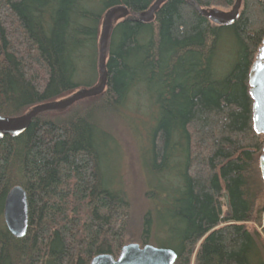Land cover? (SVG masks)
Wrapping results in <instances>:
<instances>
[{"label":"trees","instance_id":"1","mask_svg":"<svg viewBox=\"0 0 264 264\" xmlns=\"http://www.w3.org/2000/svg\"><path fill=\"white\" fill-rule=\"evenodd\" d=\"M153 1L0 0V115L10 117L93 86L102 16L118 5L129 11L111 29L101 95L38 115L21 135L0 138V264H89L156 235L163 244L157 247L176 253L174 264H264V242L246 227L264 212V136L253 129L248 92L264 0H241L226 26L201 16L189 0H166L152 22H139L134 14ZM192 1L222 9L234 2ZM225 40L234 53L230 66L221 53ZM87 72L94 80L83 83ZM144 87L157 108V123L143 136L144 167L169 184L145 190L160 213L145 214L138 239L130 240L131 199L107 179L114 139L100 123ZM14 186L28 201L21 238L3 221Z\"/></svg>","mask_w":264,"mask_h":264},{"label":"water","instance_id":"2","mask_svg":"<svg viewBox=\"0 0 264 264\" xmlns=\"http://www.w3.org/2000/svg\"><path fill=\"white\" fill-rule=\"evenodd\" d=\"M166 0H154L147 9L135 13L139 22L150 23L155 13ZM195 10L216 26L232 24L239 15L241 0H234L228 10L219 7H200L192 0ZM129 15L128 9L118 5L108 9L102 16L97 42L96 72L97 81L93 86L82 87L69 95L57 100L39 103L29 107L19 116L0 115V138L8 135L16 137L26 131L34 117L48 112H62L75 102L101 95L107 83L106 59L109 38L113 25ZM248 92L252 100V126L257 134L264 135V35L254 56L248 73ZM259 172L264 183V145L259 156ZM225 205L228 196L223 195ZM3 221L9 233L21 238L28 227V201L25 190L21 186L12 187L6 194L3 204ZM176 253L169 248L151 244L139 245L135 242L126 243L118 255H95L89 264H174Z\"/></svg>","mask_w":264,"mask_h":264},{"label":"rangeland","instance_id":"3","mask_svg":"<svg viewBox=\"0 0 264 264\" xmlns=\"http://www.w3.org/2000/svg\"><path fill=\"white\" fill-rule=\"evenodd\" d=\"M229 8L224 9L228 10ZM221 53L224 56V63L228 58L230 66L234 61V53L229 42L226 40L222 43ZM229 66L225 68L224 72H222V68L219 73L224 74ZM81 79L83 80V83H90L94 80V77L91 72H87L81 75ZM142 91H145V93ZM147 92L148 89L144 87L138 95L139 97L134 95L133 98H131L130 95L126 101V107L119 109L120 113H117V117L108 115L106 121L100 123L105 128H107L108 125L111 127L114 139L112 145H109V148H111L112 151L106 161L108 166L107 179L109 181L114 178L117 186H122L125 190H128L131 199L130 240L138 239L145 214H150V216L153 217L154 213H160V208L157 207V205L154 206L155 203H150V205L147 203L146 197H148V195L145 190L150 188L156 189L159 192L163 186L169 184V181L165 182L163 178H161V175H158L155 178L151 177L149 172H147L146 167H144L147 163L146 158L148 156V151L145 149H148L149 144L147 143L146 138L143 139V136H145V134L148 133L157 123L155 116L157 108L155 105H151V102L154 101V96L150 102L147 97ZM113 161L118 163L117 170L115 169L116 165ZM114 172L116 178L115 175H113ZM252 175L255 176L256 171H253ZM262 191L264 194V187H262ZM246 227L249 231H252L253 224L248 223L246 224ZM161 239L162 237L160 235H156L154 239L149 240V243L153 246H161L163 245ZM134 242L137 243L136 241Z\"/></svg>","mask_w":264,"mask_h":264},{"label":"built area","instance_id":"4","mask_svg":"<svg viewBox=\"0 0 264 264\" xmlns=\"http://www.w3.org/2000/svg\"><path fill=\"white\" fill-rule=\"evenodd\" d=\"M253 227L255 228L261 239L264 241V212L262 213L259 222L253 223Z\"/></svg>","mask_w":264,"mask_h":264}]
</instances>
